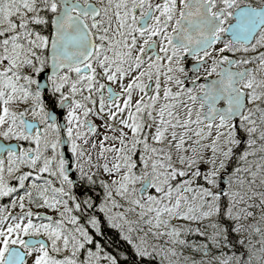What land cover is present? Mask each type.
I'll return each instance as SVG.
<instances>
[{
  "label": "snow or ice",
  "instance_id": "1",
  "mask_svg": "<svg viewBox=\"0 0 264 264\" xmlns=\"http://www.w3.org/2000/svg\"><path fill=\"white\" fill-rule=\"evenodd\" d=\"M0 264H264V0H0Z\"/></svg>",
  "mask_w": 264,
  "mask_h": 264
},
{
  "label": "rangeland",
  "instance_id": "2",
  "mask_svg": "<svg viewBox=\"0 0 264 264\" xmlns=\"http://www.w3.org/2000/svg\"><path fill=\"white\" fill-rule=\"evenodd\" d=\"M247 2H249V0H241L242 4L247 3Z\"/></svg>",
  "mask_w": 264,
  "mask_h": 264
},
{
  "label": "flooded vegetation",
  "instance_id": "3",
  "mask_svg": "<svg viewBox=\"0 0 264 264\" xmlns=\"http://www.w3.org/2000/svg\"><path fill=\"white\" fill-rule=\"evenodd\" d=\"M191 63H192V62H191V61H189V65H191Z\"/></svg>",
  "mask_w": 264,
  "mask_h": 264
}]
</instances>
